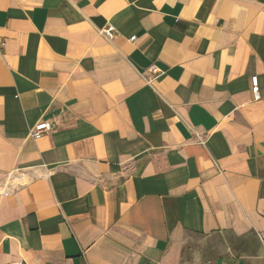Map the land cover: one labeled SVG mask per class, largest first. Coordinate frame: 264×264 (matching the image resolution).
I'll list each match as a JSON object with an SVG mask.
<instances>
[{
  "label": "crops",
  "instance_id": "0c3cea01",
  "mask_svg": "<svg viewBox=\"0 0 264 264\" xmlns=\"http://www.w3.org/2000/svg\"><path fill=\"white\" fill-rule=\"evenodd\" d=\"M0 40V264H264V0H0Z\"/></svg>",
  "mask_w": 264,
  "mask_h": 264
},
{
  "label": "built area",
  "instance_id": "2783aa9c",
  "mask_svg": "<svg viewBox=\"0 0 264 264\" xmlns=\"http://www.w3.org/2000/svg\"><path fill=\"white\" fill-rule=\"evenodd\" d=\"M99 33L104 36L107 39H111L114 35V28L112 26H106L99 30ZM132 39V37H131ZM3 41L0 40V46H3ZM148 71L153 74L154 76L158 75L160 71L158 68L154 65H151L148 68ZM250 85H251V93L254 100H257L259 98V92H258V81L257 76H252L250 78ZM50 129V125L46 121H40L36 123L31 130V137L33 139H39L43 133L47 132Z\"/></svg>",
  "mask_w": 264,
  "mask_h": 264
}]
</instances>
